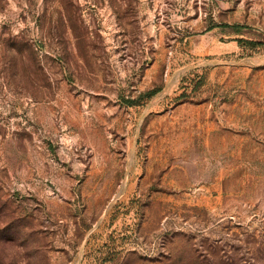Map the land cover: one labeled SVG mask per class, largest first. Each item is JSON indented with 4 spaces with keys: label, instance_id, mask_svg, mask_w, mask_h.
Wrapping results in <instances>:
<instances>
[{
    "label": "rangeland",
    "instance_id": "rangeland-1",
    "mask_svg": "<svg viewBox=\"0 0 264 264\" xmlns=\"http://www.w3.org/2000/svg\"><path fill=\"white\" fill-rule=\"evenodd\" d=\"M0 264H264V0H0Z\"/></svg>",
    "mask_w": 264,
    "mask_h": 264
},
{
    "label": "trees",
    "instance_id": "trees-1",
    "mask_svg": "<svg viewBox=\"0 0 264 264\" xmlns=\"http://www.w3.org/2000/svg\"><path fill=\"white\" fill-rule=\"evenodd\" d=\"M156 91L151 92V94H155Z\"/></svg>",
    "mask_w": 264,
    "mask_h": 264
}]
</instances>
